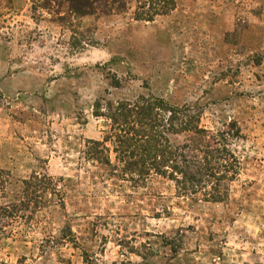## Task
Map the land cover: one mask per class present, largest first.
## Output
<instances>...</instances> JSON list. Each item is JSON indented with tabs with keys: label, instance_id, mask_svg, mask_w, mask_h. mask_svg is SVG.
Returning a JSON list of instances; mask_svg holds the SVG:
<instances>
[{
	"label": "rangeland",
	"instance_id": "374dc122",
	"mask_svg": "<svg viewBox=\"0 0 264 264\" xmlns=\"http://www.w3.org/2000/svg\"><path fill=\"white\" fill-rule=\"evenodd\" d=\"M176 2L140 22L130 6L78 17L63 0H0V208L33 174L61 192L0 220V264H264V0ZM140 96L198 106L210 129L238 123L228 203L84 159L108 130L95 102Z\"/></svg>",
	"mask_w": 264,
	"mask_h": 264
},
{
	"label": "trees",
	"instance_id": "16d2710c",
	"mask_svg": "<svg viewBox=\"0 0 264 264\" xmlns=\"http://www.w3.org/2000/svg\"><path fill=\"white\" fill-rule=\"evenodd\" d=\"M63 2L67 13L78 17L120 14L130 6L133 19L140 22L169 15L177 6L176 0ZM93 109L95 118L107 121L108 130L101 140L86 142L83 157L103 168L106 175L134 186L159 177L173 185L177 197L213 204L230 201L232 185L243 169L240 145L245 137L236 121L210 129L202 124L200 107L173 106L156 97L100 99ZM0 175L4 188L6 173L0 171ZM60 193L51 177L33 174L22 181L19 201L0 208V220L14 218L40 204L39 199Z\"/></svg>",
	"mask_w": 264,
	"mask_h": 264
}]
</instances>
